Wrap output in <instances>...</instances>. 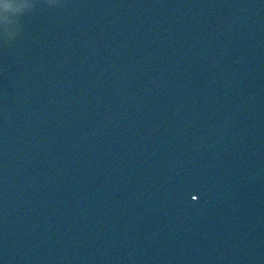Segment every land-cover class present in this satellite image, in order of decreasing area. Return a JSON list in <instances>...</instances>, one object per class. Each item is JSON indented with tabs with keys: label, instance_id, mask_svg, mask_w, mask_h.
Wrapping results in <instances>:
<instances>
[{
	"label": "water",
	"instance_id": "obj_1",
	"mask_svg": "<svg viewBox=\"0 0 264 264\" xmlns=\"http://www.w3.org/2000/svg\"><path fill=\"white\" fill-rule=\"evenodd\" d=\"M70 1H72V0H61V2L59 0H53V4H57V3L62 4V5L58 6L57 8H54V6L52 4H48L46 6H43V0H34V4H35L34 9H36V7L38 5V7L39 6L41 7L40 10L43 12V14H46L45 13V11H46L47 15H50L51 17L54 16V14H56L57 12H61L63 10L64 11H70L71 13H73V11L75 9L73 10L74 7L70 4ZM83 1L84 0H77L78 3H82ZM37 15H38L37 11L33 10V8H32L31 10H28L27 13L24 16H22L20 19L17 18L18 16L14 17L13 18L14 20L12 21L11 25H9V22H8L7 19L0 18V25H2V26H0V37H2V40H5V42H7L9 40L11 41L12 39H14V36L15 35L18 36V34H21L20 38L22 40V46L20 48H17V49L16 48L13 49V48H10V47H9L10 48L9 49V48L5 47L6 44L4 42L1 43L2 50H3L2 54H4V56L0 59L2 72L8 73V71L6 69V66L10 65L9 59L11 57H13L14 59L16 58L19 61L22 60V64L20 65V69H21V68L24 67V65H23L24 60H23V56H22L24 51L27 50V53H28L32 48L36 47V48H38L37 51L43 53L45 51L50 50L53 47L52 44L54 43V37H53L54 33L51 36H48L46 39L41 38L40 39V43H38L36 45V39L38 38V36L35 35V33H34L35 30H31L32 27H34L36 29L37 26H38V28H40L39 25L41 24V22L42 23H47L49 21L47 19V16L42 17V15H41L40 18H38L37 20L34 21L33 25H30L31 26L30 28L28 27V25H27L26 29L23 28V25H25L23 23L25 18L26 19L31 18V20H34V17L37 16ZM213 19H214V17L212 18V22L214 21ZM61 20H58V21L60 22ZM88 20L90 21L91 19L88 17ZM64 23H65V19H64V22H60L59 23L58 29L64 27L63 26ZM44 26H46V25H44ZM225 26L226 25L222 21H218L217 22L215 20L213 22V27L215 29H219L220 27H225ZM66 29L67 30H65V31L68 34L67 40H65L66 38H62V39L64 41H66L69 44L70 48L73 50V54H71V56H76L77 55L79 58L84 59L88 54L92 53V51H91L92 48H88L86 54H85V51L82 49L83 53H81V50L79 49L80 48L79 45H81L80 36H78L75 33L74 28L72 27V24H69L68 28H66ZM27 30L29 32L28 34H27ZM13 31H14V33H12ZM30 32H32V33H30ZM56 32H60V31H56ZM9 33H11V34H9ZM7 34H9V35H7ZM57 35H59V33H57ZM25 36H27L28 38H29V36H31V40L27 39ZM24 39H25L26 42L24 41ZM98 39L100 40L101 38L99 37ZM55 42H57V44H58V42H60V39H57ZM71 42H72V44H71ZM39 47H41L43 50L39 49ZM68 53H69V50H68ZM31 57H32V55H31ZM249 57L252 59V56H249ZM87 64H89V62ZM20 69L13 70L9 74L11 76V78H13V79L18 78L21 75ZM139 70H141V69H139ZM39 72H40V75H42L45 80H49V81L52 80L51 77L47 76L43 72H41V71H39ZM37 76H39L38 73H37ZM61 76H62V78L67 79L68 74H62ZM30 77H31V72H26V70H24L22 72V78H25V79L30 81ZM55 87H57L60 90L63 88V86H60V85H56L53 88H55ZM102 92H103V94H105L104 91H102ZM92 95L95 96L96 100H97V94L93 93ZM249 114H251V113L243 114L242 117L240 119H238V120L242 121L243 123L247 122L248 121L247 119H249V118L251 119V116ZM70 115H71V118L73 120H75V121L78 120L76 115H74L73 113H71ZM80 119L78 121H79V123H81L84 126V131L86 130L87 133H90L93 136H95L93 134L94 132L92 131V129L87 124L88 122L86 123L85 120L82 117H80ZM257 122L259 124V123H261V120H257ZM246 130H248L247 132H245L246 134L245 135L243 134L241 136V139H239V140L238 139L237 140H232V141L228 140L226 143H223V141H221L223 138L219 137L217 141L211 142V146L210 147H212L213 150H214V147L217 146V144H218L219 148H221L222 150L224 148L227 152H230L229 153L230 157L232 159H234L235 158V157H233L234 156L233 155L234 152H232V151L235 148L241 146V150L238 151V153L240 155V158H239L240 160H243L247 156V153H251V152L255 153L254 157H257V161H258V159H261V160L264 159V141L262 140V138H264V129L263 128H260V129L259 128H257V129H253L252 128V130H250V129H246ZM250 133L257 135V141L255 140V143H254L253 140H249V139L247 140L246 139L250 135ZM45 139H46V136H45ZM222 144H225V146H222ZM217 150H218V148L215 147V150H214L215 151V155L220 158L222 153L220 152V150H218V151ZM70 156H71V154H70ZM233 161L236 162V163H240V161L238 159L237 160H233ZM1 167H2V165L0 166V173L3 172V168H1ZM6 169L10 170V169H13V168H10V166H8V168H6ZM257 180H258L257 181V200L263 202L261 199L264 198V181H262L260 179H257ZM230 184H232V187L227 188L228 185H230ZM244 184L236 185L235 182L233 181L232 183L230 182L228 184H224L221 187H219V184L214 185L215 189L212 190V191L211 190L209 191L211 195H209L208 197L204 198L201 195L196 203L191 202L189 204L191 206H189V207L186 206L185 207V205H182L181 209H179V212H180L179 213L180 214V218L179 219L184 220L183 214L193 213L194 215L192 214V219L187 222L188 224H192L194 226L193 230H198L199 229L198 227H200V228H202L203 226L205 227L206 223L207 224H211V223H209V222H211L209 220H206L205 221L206 223H204V219L200 218V220H199L198 215H196L198 210L199 211L201 210V204L204 206L207 202H209L211 200L209 204H211L212 209L208 212L207 215H209V216L214 218V219H212V221L215 220V222H212V224L213 223H218V222H220V224H221V220L227 221L228 218L224 217V215L227 214V211L231 210V207H229V204L226 203L225 201L228 200V202H232L231 201L232 199L234 200V198L239 197V195L236 192L245 191L246 188L247 189L251 188V185L248 186V184H246V185H244ZM129 187L133 191H138L139 190V189L135 188L131 182H129ZM217 210H219V211L217 212ZM234 210H235V207H233L232 212H234ZM240 212L241 211L238 210V212L236 214V217H237V222L236 223L233 222L231 216H228V217H230V219L232 220V223H233L232 226H231L232 229L229 231L231 233V238H232L233 241H232L231 245L227 246L226 249L227 250L228 249H233L234 252H235L234 255H232L233 252L228 250L229 253H227L226 254L227 256L226 255L225 256L226 257L230 256L231 259L228 260V259L223 258V255L221 256L220 255L221 253L219 252L221 250L219 249L218 241L217 240L214 241V240H212L214 238H211L209 240V243L208 244H204V246L202 247L203 251L208 248V255H206L207 256L206 259H212L211 253L212 254L214 253V255H217V256H219V258L223 259V263H221V264H264V253L262 252V248H264V228H261L260 231H257V229H252L251 227L247 226L246 224L244 225L243 223L245 222L244 221L245 219L243 218L244 217L243 214H245L246 211L244 210L243 214H241L242 218H240ZM77 214L81 218L85 217V215H83V214H81L79 212ZM255 214L256 213H253L251 217H248V220L250 222L256 220L257 217H256ZM58 215L59 214L55 215L49 221L52 224L59 226L60 225V222H59L60 219H62L64 217H60L63 214H61L59 216ZM237 223L239 225H237ZM242 224H243V229L239 228V226L242 227ZM222 225H223V223H222ZM69 226H70L69 224L65 223L64 226H63V234L64 235H62V236L60 235L58 237H53L52 235L47 236L45 234V233L48 232L47 230L43 231V234L42 233H36V235L38 236V239H40V242L38 240L37 245H41V244L47 245V248L48 249L50 248L49 250H51L50 252L52 253L54 259H55L54 256H56V259H57L58 256H60V254L57 253L58 249L61 250V255H62L63 254V250L62 249L63 248H67L70 251V252L65 251V253H67L68 259L74 258L75 259L74 261L77 262V264H94L93 256L90 255V248L91 247L89 246V244H87V242L86 243L85 242L75 243L74 241H79V240L76 239L75 237H72V236L70 238H68L69 233H71L73 231V229H71ZM83 226H84L83 224L79 225V227L76 226V231L77 232L81 231L85 235L86 238L92 237L93 239H91V241L93 243H96L97 248L100 250V254L107 253L105 250L107 249V247L109 248V241H112L111 239H114L115 241H117V239H115L113 236H111L112 233L110 235H108V236L107 235H105V236L103 235V232H107V225H104L105 227H100L98 229V231H99L98 234H97V231H96L97 230L96 229V225H94V226H92L90 228L87 227V226H84V227ZM223 226H225V225H223ZM85 227H87L89 229H87ZM183 227H184V224L181 225L182 229H183ZM244 228H246V229H244ZM11 230L13 232H15V233H19L18 232V227H14ZM240 232H243L242 234L244 235V238L242 237V239H238V236H239ZM115 233L117 234V237L118 238L121 237V240H122V239H124V237L126 235L129 234V229H128L127 226H125V227H122V229L120 228L118 233L115 230ZM255 233H257V239H256L257 242H253L252 244L249 245L247 240H249V236L253 237V235ZM101 235H103V236H101ZM12 240L14 242H16V243H19V238L18 239H12ZM121 240L119 239V244L120 245L122 244L123 246H125V250L127 251L128 248H127V245H126V242H125L126 238H125V241H123V243H122ZM119 244H116L115 247L116 246L120 247ZM13 245H15V243H13ZM134 246H136V243H134ZM252 246H259V248H258V250H257V247H255V249H252ZM129 250L131 251V248H129ZM106 255L109 258V256H110L109 253L106 254ZM125 255H128V253H126ZM49 256L51 257L50 254H49ZM107 257L102 256V259L105 261L107 259ZM147 257L150 259L147 262L150 263L152 257H150V256H147ZM135 258H140V256L135 257ZM117 259L118 258L110 259L109 260V264H117V261H116ZM129 260H130V258H129ZM5 264H7V263H5ZM47 264H57V263H56V261L54 263L52 261L51 263L48 262ZM124 264H145V263H140L139 261H136L134 263V261H132V260H130V262L127 263V261L124 260Z\"/></svg>",
	"mask_w": 264,
	"mask_h": 264
},
{
	"label": "clouds",
	"instance_id": "obj_2",
	"mask_svg": "<svg viewBox=\"0 0 264 264\" xmlns=\"http://www.w3.org/2000/svg\"><path fill=\"white\" fill-rule=\"evenodd\" d=\"M21 12L22 8L18 5L17 0H0V18L7 19L9 25L12 24L13 18L20 15Z\"/></svg>",
	"mask_w": 264,
	"mask_h": 264
},
{
	"label": "snow or ice",
	"instance_id": "obj_3",
	"mask_svg": "<svg viewBox=\"0 0 264 264\" xmlns=\"http://www.w3.org/2000/svg\"><path fill=\"white\" fill-rule=\"evenodd\" d=\"M17 2L18 5L22 8V12L20 14L26 13L28 10L35 6L34 0H17ZM193 199H196V197H193Z\"/></svg>",
	"mask_w": 264,
	"mask_h": 264
}]
</instances>
